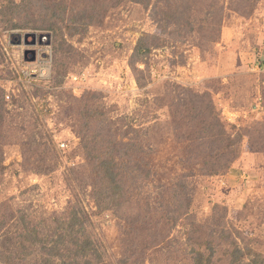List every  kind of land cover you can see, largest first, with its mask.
<instances>
[{
    "label": "rangeland",
    "instance_id": "374dc122",
    "mask_svg": "<svg viewBox=\"0 0 264 264\" xmlns=\"http://www.w3.org/2000/svg\"><path fill=\"white\" fill-rule=\"evenodd\" d=\"M209 98L229 149L198 139ZM0 108V264L20 216L49 237L73 209L100 255L39 245L26 264H192V221L264 256V0H0ZM94 149L115 154L118 201L94 189ZM179 180L191 205L149 239Z\"/></svg>",
    "mask_w": 264,
    "mask_h": 264
},
{
    "label": "trees",
    "instance_id": "16d2710c",
    "mask_svg": "<svg viewBox=\"0 0 264 264\" xmlns=\"http://www.w3.org/2000/svg\"><path fill=\"white\" fill-rule=\"evenodd\" d=\"M133 1L141 2L143 0ZM252 6L253 5H251V7ZM210 101L211 100L209 98L208 104H211L209 111H202V114L199 115V118L201 119L200 122L203 124V126L200 128V135L198 136V139H201L203 141H209L215 136V139L211 140L212 144L222 143L224 141L223 147H225V149H229L232 145V137L228 135V130L218 113L216 114V112L211 111L212 109L214 111V106ZM208 121H212L213 124L208 123ZM209 129L215 130V133H210ZM228 140L231 142H229ZM203 145L204 142H199L198 149L201 148ZM220 149H222V146L217 148L215 145V148H211L205 153V157H212L213 159L218 160V158L226 155V153H232L231 150H228L227 152L223 151L220 154V152H218ZM200 150H198L199 154L201 153ZM110 151L113 150H105V152L102 153H99L98 150L95 149L88 150L87 155L88 157H91L93 159L91 170L96 180V182L94 183V189L99 195H111L113 196L115 201H118L121 198V194L123 193V185L121 178L122 174L118 169L120 168L119 163H117V161L113 159V156L115 154L110 153ZM236 154L237 152L229 156L227 159H224L222 161H225L223 164H221L222 162L214 164L204 159L202 161L204 167L202 173L212 174V172L215 171L218 166H221V168H223L229 165L228 162H231L233 158H236ZM200 157L205 158L203 157V155L201 156V154ZM177 187L178 189H176L177 191L174 195L176 206H174L171 202V208L169 210L170 212H167L168 224H166L163 230L155 231L157 233L154 232L153 234L149 235V239H152L154 235L159 238L166 237L169 231L165 228L169 229L172 227L173 224L174 217L171 215L174 212L181 214L185 205H191V197L188 192H190L192 188L188 187V183L186 181L184 182L180 180L177 183ZM166 190H168V188ZM20 222L22 227H20V230L18 232L16 246L12 247L8 253H3V259H5L7 263L11 261H16L17 264L28 263L30 256H33V253L35 252L32 247L36 246V248L38 249L39 245H42L41 249L47 252L49 259L55 258L59 253V247H57V244H65L66 242V246H69V242L74 248L84 251L85 253H88V255L95 257H98L100 255L97 251V246L95 242L90 240L89 236L85 233V229L82 226H77V222H79V219L77 218L76 211L74 209L71 210V212L69 213V219L67 221L57 220L56 225L53 229V233L49 237L41 236L39 234L40 232L38 231V228L32 225L28 219H25L23 215L20 216ZM191 223H193V225L196 226L198 230L188 229L186 232L187 241L192 244L190 250L186 252L189 256L188 259L190 263L264 264V256L257 253L250 254L249 252L251 251L241 248L238 245L235 236H233V234L231 233L230 229H227L223 226L215 227L214 223H212V227L205 226L202 223L194 224V221H192ZM154 246H156L158 250L159 248H161V246ZM5 247L7 246L5 245ZM90 260L91 259L86 261L85 264H89ZM62 261H66L65 257L62 258ZM127 261V258H124L122 260V264H129ZM181 264H185V262L181 261Z\"/></svg>",
    "mask_w": 264,
    "mask_h": 264
},
{
    "label": "water",
    "instance_id": "95a60500",
    "mask_svg": "<svg viewBox=\"0 0 264 264\" xmlns=\"http://www.w3.org/2000/svg\"><path fill=\"white\" fill-rule=\"evenodd\" d=\"M31 35L33 37V41L31 43L34 44L35 43V34H31ZM27 36H28V34H25L24 38H26ZM31 52H32V57L30 58V60H34L35 59V53H34V51H31Z\"/></svg>",
    "mask_w": 264,
    "mask_h": 264
},
{
    "label": "built area",
    "instance_id": "2783aa9c",
    "mask_svg": "<svg viewBox=\"0 0 264 264\" xmlns=\"http://www.w3.org/2000/svg\"><path fill=\"white\" fill-rule=\"evenodd\" d=\"M64 144H62V146H63Z\"/></svg>",
    "mask_w": 264,
    "mask_h": 264
}]
</instances>
